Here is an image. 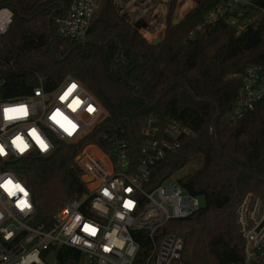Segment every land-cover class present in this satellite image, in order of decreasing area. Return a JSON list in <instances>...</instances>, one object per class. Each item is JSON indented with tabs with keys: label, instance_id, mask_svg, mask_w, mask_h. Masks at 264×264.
I'll list each match as a JSON object with an SVG mask.
<instances>
[{
	"label": "trees",
	"instance_id": "trees-1",
	"mask_svg": "<svg viewBox=\"0 0 264 264\" xmlns=\"http://www.w3.org/2000/svg\"><path fill=\"white\" fill-rule=\"evenodd\" d=\"M191 1L193 9L179 24L168 23L161 42L152 46L121 19L114 0H101L84 44L55 32L53 18L63 13L68 0H0V9L12 12V24L0 36L4 96H28L39 84L51 91L69 76L104 112L80 141L56 139L49 156L18 162L14 171L31 193L37 223L48 225L68 199L85 191L74 163L83 146L102 147V134L123 131L129 155L137 160L141 127L149 119L158 126L175 121L190 136L153 167L148 189L197 159L200 167L177 183L202 198L204 206L189 218L170 222L163 233L183 237V264L242 263L235 210L247 193L264 199V105L258 103L236 123L226 115L240 86L237 76L250 66L264 73V21L236 36L223 22L203 25V16L218 0ZM175 7L176 0H169V15ZM133 237L139 244L136 262H141L149 251L148 234L137 231ZM55 261L81 264V255L61 248Z\"/></svg>",
	"mask_w": 264,
	"mask_h": 264
},
{
	"label": "built area",
	"instance_id": "built-area-1",
	"mask_svg": "<svg viewBox=\"0 0 264 264\" xmlns=\"http://www.w3.org/2000/svg\"><path fill=\"white\" fill-rule=\"evenodd\" d=\"M100 2L68 0L63 13L53 18L57 36L84 44ZM153 3L142 0L139 14L130 24L143 22L146 27L142 30H147L150 23L146 15ZM263 21L264 0H218L202 23L211 26L223 22L240 36ZM11 24L12 12L1 8L0 36ZM237 78L240 86L226 115L232 123L253 112L258 103L264 105L261 67L250 66ZM6 83L0 73V184L12 181L8 189L0 187V264H56V250L61 248L78 251L81 264H183V237L164 234L163 229L172 221L195 215L204 203L183 191L172 178L153 189L148 185L153 167L180 149L183 139L190 136L189 130L175 121L158 126L149 119L140 129L137 160L129 155L123 131L102 134V147L87 144L74 159L85 191L68 199L48 225L37 223L31 193L14 171L18 162L32 155L49 156L56 139L80 141L99 124L104 112L69 76L51 91L39 84L28 96L16 98L4 96ZM5 109L15 111L6 114ZM57 112L61 115L53 120ZM33 130L47 145L46 150L30 134ZM17 137L20 140L13 144ZM17 145L27 147L21 152ZM16 184L24 191L16 189ZM235 219L242 239L241 264H264V199L245 194L236 207ZM137 231L147 232L149 239L148 254L141 262H136L139 244L133 232Z\"/></svg>",
	"mask_w": 264,
	"mask_h": 264
},
{
	"label": "rangeland",
	"instance_id": "rangeland-1",
	"mask_svg": "<svg viewBox=\"0 0 264 264\" xmlns=\"http://www.w3.org/2000/svg\"><path fill=\"white\" fill-rule=\"evenodd\" d=\"M141 1L142 0H114V6L120 16H127V21L130 23L139 14V10L141 9L139 3ZM168 3L169 0H154L153 7H151L150 11L146 15V21L150 23V25L147 30L144 31L140 29L138 32L148 43L160 36L163 38L168 23L172 24V22L175 21V25L179 24L184 19L185 15L194 7L191 0H176V7L173 10V13L169 15ZM186 3L188 6L186 8H182ZM199 167V160L192 159L188 161L180 170L173 173L169 178L176 181L179 179H185ZM199 199L201 204H203L202 198Z\"/></svg>",
	"mask_w": 264,
	"mask_h": 264
},
{
	"label": "snow or ice",
	"instance_id": "snow-or-ice-1",
	"mask_svg": "<svg viewBox=\"0 0 264 264\" xmlns=\"http://www.w3.org/2000/svg\"><path fill=\"white\" fill-rule=\"evenodd\" d=\"M72 87H75V85H73ZM13 111H15V110L14 109H5V113L6 114L9 113V112H13ZM56 115H61V114L59 112H57L56 114H54V116L52 117L53 120L56 119ZM64 119H67V118L65 117ZM30 134L33 135V137L37 140V143L40 145V147H41L42 150H46L47 149V145L44 143L43 140H41L39 138V136L35 133V130H33V132L30 133ZM17 140H20V137H17L16 140L13 141V144H16V141ZM21 143H22V141H21ZM17 147L19 148V150L21 152H23L25 150V148L27 147V145H24L23 147H21L20 145H17ZM0 154H3V149L2 148H0ZM11 184H12V181L11 180H8L4 184H0V187L5 188V189H8V186L11 185ZM14 187L16 189H18L19 191H21V192L24 191V189L19 184L14 185ZM10 194H14V193H11L10 192ZM20 203L23 204V205H25V206H27V204H26L25 201H21Z\"/></svg>",
	"mask_w": 264,
	"mask_h": 264
},
{
	"label": "water",
	"instance_id": "water-1",
	"mask_svg": "<svg viewBox=\"0 0 264 264\" xmlns=\"http://www.w3.org/2000/svg\"><path fill=\"white\" fill-rule=\"evenodd\" d=\"M152 2H154V0H152ZM121 19H122V20H127V16H126V15H123V16H121ZM175 23H176L175 21L172 22L173 25H175ZM132 27H133L134 29H136V30L139 31L140 29H145L146 25H145L143 22L137 21V22H135V23L132 24ZM161 40H162V36H160V37L157 38V39L152 40V41L150 42V44H151L152 46H156L158 43L161 42Z\"/></svg>",
	"mask_w": 264,
	"mask_h": 264
},
{
	"label": "bare ground",
	"instance_id": "bare-ground-1",
	"mask_svg": "<svg viewBox=\"0 0 264 264\" xmlns=\"http://www.w3.org/2000/svg\"><path fill=\"white\" fill-rule=\"evenodd\" d=\"M188 6V4L186 3L182 8H186Z\"/></svg>",
	"mask_w": 264,
	"mask_h": 264
}]
</instances>
